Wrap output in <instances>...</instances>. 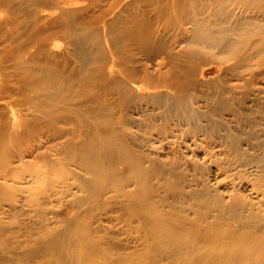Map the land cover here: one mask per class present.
<instances>
[{"label":"bare ground","instance_id":"bare-ground-1","mask_svg":"<svg viewBox=\"0 0 264 264\" xmlns=\"http://www.w3.org/2000/svg\"><path fill=\"white\" fill-rule=\"evenodd\" d=\"M181 60L204 75L233 60L225 92L251 89L264 0H0V264H264L261 214L209 218L207 193L132 148L129 125L160 101L149 95L185 96L167 74ZM219 94L226 110L234 97ZM183 198L196 199L194 217Z\"/></svg>","mask_w":264,"mask_h":264},{"label":"rangeland","instance_id":"rangeland-1","mask_svg":"<svg viewBox=\"0 0 264 264\" xmlns=\"http://www.w3.org/2000/svg\"><path fill=\"white\" fill-rule=\"evenodd\" d=\"M48 10L47 16L55 11L54 8ZM1 14L6 15L5 12ZM164 23L163 20L159 28L169 43L167 51H171L175 47L171 45L175 30L165 31ZM54 43L60 44L55 48L51 42L52 53L64 58L65 42L54 39ZM162 60L165 58L159 56L154 62ZM184 63L186 60H181L175 69H168L167 74L171 79L176 77L186 83L185 96L174 98L176 90L171 93L162 90L149 95L150 99L160 100L155 108L148 106L138 115L130 111L137 115L134 124L129 125L132 148L148 154L150 159L145 163H152V159L164 163L167 168L164 175L174 176L183 188L207 193L209 198L206 200L211 205L209 218L217 217L223 223H231L233 212L247 214L249 209L264 217V161L259 160L264 157V146L257 139L260 137L264 141V68L255 70L257 80L251 89L240 86L229 93L225 92L226 88L230 89L239 80L236 79L237 72L228 68L233 60L221 65L210 62L206 67L215 66L217 69L209 75L200 72L199 61L195 64L189 62L191 69L182 72L178 67ZM219 76L222 82L216 88L211 87L209 81ZM222 91L226 96L234 97L226 110L221 109L224 107L219 101ZM62 127L69 129L70 125L65 123ZM159 190L163 192L162 187ZM236 200L239 204L235 209H224L220 205ZM52 202L54 204L55 199ZM196 202V199L183 198L177 204L190 208L186 216L194 217ZM59 205V211L64 212L65 204L61 202ZM47 211L46 215L53 217V210Z\"/></svg>","mask_w":264,"mask_h":264}]
</instances>
